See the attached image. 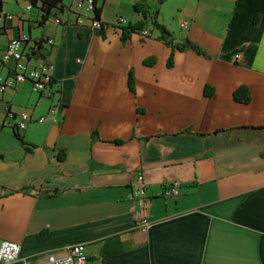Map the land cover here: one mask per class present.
<instances>
[{
  "label": "crops",
  "instance_id": "obj_1",
  "mask_svg": "<svg viewBox=\"0 0 264 264\" xmlns=\"http://www.w3.org/2000/svg\"><path fill=\"white\" fill-rule=\"evenodd\" d=\"M15 1L0 51L26 37L55 80L50 97L23 82L0 98V243H20L30 264L74 244L87 264H264V0H150L175 42L207 52L177 51L173 66L158 29L122 40L110 25L136 21L137 0H97L102 34L77 22L78 0L42 24L41 0ZM241 84L249 103L234 98ZM9 109L46 116L18 131L27 146ZM137 173L152 198L147 230L136 226ZM177 180L179 196L164 197Z\"/></svg>",
  "mask_w": 264,
  "mask_h": 264
},
{
  "label": "built area",
  "instance_id": "obj_2",
  "mask_svg": "<svg viewBox=\"0 0 264 264\" xmlns=\"http://www.w3.org/2000/svg\"><path fill=\"white\" fill-rule=\"evenodd\" d=\"M32 7L33 3H28L25 9L31 10ZM76 9L79 11L77 22L83 25L84 20H88V25L95 29L96 18L93 9V0H78ZM1 14L3 13H0V17ZM3 17L13 19L16 16L5 13ZM57 20L59 21V19ZM127 20L126 17L120 16L115 20V24L121 26ZM181 25L186 26L187 22H183ZM142 33L144 36H147L149 33L148 29L142 31ZM26 41V37H14L8 42L4 52H0V97L7 89L15 88L17 83L20 84L30 80L34 84L35 91L44 92L46 90L45 87L49 85L52 79V63L44 59L45 61L35 66L32 62V55L25 50ZM46 41L51 45L54 44L51 38H47ZM5 72L7 75H4ZM9 110L7 116L11 119H18V122L15 124L18 130H24L31 122H43L46 119V116H41L35 120L32 114H18L14 113L11 109ZM180 185L181 183L178 180L165 185L163 196L177 197L179 195ZM146 189H148V186L144 180L143 173H137V178L133 183L132 198L138 203L136 226L141 230H146L150 224L149 206L151 204V198L147 194ZM21 247V244L15 242V240H2L0 243V264H30L29 261L21 259ZM85 248L84 244H74L65 248L64 253H50L46 259L36 264H87L88 256Z\"/></svg>",
  "mask_w": 264,
  "mask_h": 264
},
{
  "label": "trees",
  "instance_id": "obj_3",
  "mask_svg": "<svg viewBox=\"0 0 264 264\" xmlns=\"http://www.w3.org/2000/svg\"><path fill=\"white\" fill-rule=\"evenodd\" d=\"M166 0H157V3L159 6H161ZM2 1L0 0V3ZM33 4L38 3L37 0H32ZM150 0H137L135 4L133 5L134 11L140 15V17L136 21H128L121 26L116 25L115 23H111L113 27L120 28L122 31L121 38L122 40H129V38L134 33H142V31L148 29V35L147 37H150L153 35V32L155 29H158L160 32V36L158 37L161 41H163L165 44H167L169 47L172 48V52L170 53V56L168 58V65L173 66L174 65V53L177 51H185V50H193L196 51L198 54H201L203 56H207V52L198 44L195 42L189 40L188 38H185L182 42H175L172 38V34L169 32V30L162 24L158 23V14L159 10L158 8L155 10L151 9ZM63 0H41L40 3V9L43 11V18L41 20V24L47 20L51 15L53 16L52 11L56 8L62 7ZM97 0H93V9L95 13V22L97 23L95 32L102 34L104 31V28L106 23L101 22V8H99L97 5ZM151 25V28L148 27ZM143 34V33H142ZM39 49H41L40 42H36ZM155 62V57H150L145 60V63L148 65H152ZM129 87L134 92L135 91V78L132 71L129 73ZM213 93V88L207 86L205 88V94L211 95ZM234 98L238 102L242 103H249L250 100H252V96L250 93V90L248 89V86L246 84H241L236 91L234 92ZM139 111L143 112V110L139 109ZM19 130L14 126V132L18 136L19 141L27 146V143L24 141L25 139L23 136L20 135L18 132ZM116 142H119L117 140ZM64 152L58 156L60 160L64 159Z\"/></svg>",
  "mask_w": 264,
  "mask_h": 264
},
{
  "label": "rangeland",
  "instance_id": "obj_4",
  "mask_svg": "<svg viewBox=\"0 0 264 264\" xmlns=\"http://www.w3.org/2000/svg\"><path fill=\"white\" fill-rule=\"evenodd\" d=\"M77 4V3H76ZM76 4H75V6H76ZM16 6H17V2L15 1V0H4V2H3V8L5 9V11H6V13H10V14H12V12L11 11H15L16 10ZM0 13H1V11H0ZM125 17V16H124ZM117 18L118 17H116V19L115 20H117ZM183 22H187V25L186 26H182L181 24L183 23ZM183 22H181L180 23V26L181 27H183V28H186V27H188V25H189V21L188 20H186V21H183ZM114 23H115V21H114ZM14 38V37H13ZM12 39V38H11ZM10 39V40H11ZM1 52V51H0ZM4 52V51H3ZM45 60H48V59H45ZM44 59H42L41 60V62L42 61H45ZM49 61V60H48ZM40 62V63H41ZM51 63V62H50ZM54 68V67H53ZM54 74L52 73V79H51V81L49 82V85L48 86H46L45 88H46V90L44 91V92H38V91H35L34 90V84H33V82L30 80V81H25V82H28L29 84H30V86H31V89H32V91H34V93H35V95H37V96H51L53 93L52 92H54V90H53V83H54ZM23 83V82H22ZM19 83H17V85H18ZM16 85V86H17ZM16 88V87H15ZM10 89V88H9ZM9 89H7V91L9 90ZM6 91V92H7ZM5 92V93H6ZM42 93V94H41ZM4 94V93H3ZM3 94H2V96L0 97V98H2L3 97ZM54 110H55V108L54 109H51L50 110V112H52V113H54ZM10 111V110H9ZM15 112V111H14ZM16 113V112H15ZM7 114H8V112H7ZM18 114H21V113H18ZM27 114H31V113H27ZM41 117V116H40ZM46 120V119H45ZM27 128V127H26ZM20 131H22V130H20ZM179 196V195H178ZM177 196V197H178ZM151 198V197H150ZM169 198H172V197H169ZM151 204H152V198H151ZM151 204H150V206H151ZM149 206V207H150ZM137 213V212H136ZM149 214H150V209H149ZM150 216V215H149ZM137 219H138V214H137ZM137 219H136V221H137ZM150 219V218H149ZM150 222V221H149ZM149 226H150V224H149ZM149 226H148V228H149ZM147 228V229H148ZM139 229V228H138ZM146 229V230H147ZM21 254V253H20ZM21 257V256H20ZM27 261V260H26Z\"/></svg>",
  "mask_w": 264,
  "mask_h": 264
},
{
  "label": "bare ground",
  "instance_id": "obj_5",
  "mask_svg": "<svg viewBox=\"0 0 264 264\" xmlns=\"http://www.w3.org/2000/svg\"><path fill=\"white\" fill-rule=\"evenodd\" d=\"M97 25V23L95 22V26Z\"/></svg>",
  "mask_w": 264,
  "mask_h": 264
}]
</instances>
